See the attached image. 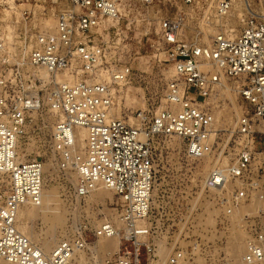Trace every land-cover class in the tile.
Segmentation results:
<instances>
[{"label":"built area","instance_id":"obj_1","mask_svg":"<svg viewBox=\"0 0 264 264\" xmlns=\"http://www.w3.org/2000/svg\"><path fill=\"white\" fill-rule=\"evenodd\" d=\"M156 2L51 0L57 4L52 29H40V24H33V13L23 10V44L10 50L0 40V171L9 172L11 178L8 190L0 187L1 260L78 264L76 257L83 253L86 260L81 264H154L152 139L174 136L182 142L186 159L210 164L200 190L213 194L219 207L256 204L253 212L240 218L245 234L241 263L264 264V227L258 220L264 215V0L252 7L243 5L234 34L222 26L232 9L231 0H182L185 12L150 19L148 10ZM209 10L218 21V31L208 43L187 40V24L195 18L198 24H207ZM192 11H200V17L190 15ZM138 21L159 24L160 43L174 77L165 85L163 106L153 110L145 104L136 110L133 115L139 126L134 127L113 111L114 87L130 82L134 75L129 65L117 62L118 47L110 40L120 24L129 27ZM220 76L233 82L241 102L225 143L216 141L215 116L206 104ZM42 109L55 118L50 150L56 166L67 171L71 165L77 173L72 197L84 200L104 186L118 198L121 223L120 228L107 220L94 227L69 228L49 255L15 226L19 206L42 204V162L21 160L19 153L30 113ZM76 126L86 132L80 153L72 150ZM114 236L116 250L98 258V239ZM184 260L183 252L176 250L166 264Z\"/></svg>","mask_w":264,"mask_h":264},{"label":"rangeland","instance_id":"obj_2","mask_svg":"<svg viewBox=\"0 0 264 264\" xmlns=\"http://www.w3.org/2000/svg\"><path fill=\"white\" fill-rule=\"evenodd\" d=\"M156 1L148 10L150 19L155 15L164 17L185 12L182 0ZM235 2H238L237 6ZM235 2L232 1V9L222 21L223 29L230 30L232 34L238 31V17L242 14L243 5L248 3L252 7L259 4L258 0ZM23 10H29L30 16L33 13V24H40V29L43 27L50 30L54 25L53 14L57 10V4H52L51 0H26L20 4L0 2V40L10 46V50L23 44L20 34ZM40 12L44 13L41 18L38 15ZM190 15L199 18L201 12L192 11ZM205 15L208 17L207 24H198L196 18L193 24H187L188 28L184 32L187 40L199 39L208 43L218 31L219 24L214 12L209 10ZM138 18L139 16L136 19ZM158 27L159 24L155 21L150 24L138 21L129 27L120 24L118 34L110 40L111 46L118 47L117 62L129 65L134 75L130 82L114 87L113 111L118 118L127 120L145 104L153 110L163 106L165 85L174 77V71L171 62L166 60L164 47L160 43L161 35L158 37L156 34ZM27 46L30 47L29 43ZM226 85L229 90H220L217 87L206 100L215 116L217 143L221 140L223 143L228 142L240 112L241 102L234 91L235 85L231 80H227ZM54 120V115L46 109L30 113L19 145L21 159L36 158L44 164L42 193L48 191L53 194L54 203L50 207L60 218V225L53 232L42 220L43 212L27 220L25 233L41 250L45 238L50 234L54 235L50 245L53 247L65 235L63 230L67 233L69 228L82 224H87L88 228L94 227L105 220L115 225L114 221L118 218L119 201L111 191L98 190L80 201L72 197L76 181L73 166L69 165L68 168L71 169L67 171L59 169L50 150ZM152 144L155 181L150 223L155 232L154 244L157 252L154 264H166L168 256L176 250L183 252V264H242L245 234L240 218L244 212H253L256 204L249 203L239 208L229 205L219 207L213 194L200 190V181L210 165L208 162L186 159L182 142L174 136H155ZM4 183L0 181V185L4 186ZM48 214L49 211H45L44 215ZM258 220L264 227V215ZM16 223L20 224L19 219ZM234 237L239 250L237 257L230 243ZM105 241L111 246L115 245L114 239L101 241V244L106 243ZM114 250L116 248L99 249L98 258L104 252ZM0 264L7 263L0 260Z\"/></svg>","mask_w":264,"mask_h":264},{"label":"bare ground","instance_id":"obj_3","mask_svg":"<svg viewBox=\"0 0 264 264\" xmlns=\"http://www.w3.org/2000/svg\"><path fill=\"white\" fill-rule=\"evenodd\" d=\"M232 1L234 3L236 0H232ZM237 1H239V0H237ZM237 3L235 4V6L238 5ZM240 17L241 16H239L238 18H240ZM156 34L158 35V37H160L161 34H160V31H159V27H158V30H157ZM226 83H227V79L225 77H223V76H220V81L217 83V87L220 90H229V88L227 87ZM127 122L131 126H134V127H136V126L138 127L139 126L138 119L133 114H131V116L128 117ZM73 135H74V145L75 144L76 145H75V147L73 145V149L72 150H73V152L80 153V152H82V149L84 148V143H85L84 140H85V137H86L85 129L80 127V126H76L74 128V130H73ZM76 147L78 148V150H75ZM21 160H23V159H21ZM42 166H44V164ZM42 168H44V167H42ZM75 174H76V178H77V173L75 172ZM0 179H2V180H0L1 182H5L4 186L0 185V187L5 189V190H8L10 188V185H11V178H10L9 172L0 171ZM75 183H76V181H75ZM98 190L111 191V190L105 188L104 186H98L95 189H93V191L88 196H90L92 193H94V192H96ZM42 194H45V195H42V204L40 206L22 205V206H19L18 209H17L16 221H17V219H19V223L20 224L18 225L16 223L15 226H16V229L21 234H23L27 239H29V236H27L26 233H25V230H26L27 224H28L27 220L31 219L32 217H34V215H36L38 213L43 212V213H41L42 220L49 225V227L51 228L52 232H53V230L55 229V227L57 225H60V218L57 216V213L55 211H52V208L50 207L51 203H54L52 201L53 200V197H52L53 194L51 192H48V191H45ZM49 208H51V209H49ZM45 211H49V214L47 216L44 215ZM229 213H231V212L229 211ZM231 214H234V212H232ZM103 220H105V219H103ZM114 223H115L116 227H121V223H120L118 218L115 219ZM64 234H65V230H63V235ZM53 236H54L53 234H50V236L45 238V240L43 242V250H41L37 245H35V244L34 245L36 247H38L44 254L49 255L50 252L52 251L53 247L56 245L55 244L53 247L50 246L51 243L54 240ZM110 239H114L115 240V245L111 246L108 243V241H105L106 243L101 244L102 243L101 241L110 240ZM29 240H30V242L32 241L31 239H29ZM234 240H235V237L233 238V240L230 241V243H231V248H232V250L234 251V253H235L236 257H237L239 255V250H238V247L236 246ZM117 245H118V237L114 236V237H111V238L98 239V241L96 243V248H97V250L106 249V248H109V247L116 248ZM49 249H50V251H49ZM85 260H86L85 259V255L83 253H79L78 256L76 257V261H77L78 264L83 263ZM1 261L5 262L7 264H11V263H8V262H6L4 260H1ZM199 263H200V261H199Z\"/></svg>","mask_w":264,"mask_h":264}]
</instances>
